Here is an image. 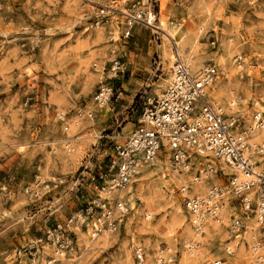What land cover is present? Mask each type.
<instances>
[{
    "label": "rangeland",
    "instance_id": "374dc122",
    "mask_svg": "<svg viewBox=\"0 0 264 264\" xmlns=\"http://www.w3.org/2000/svg\"><path fill=\"white\" fill-rule=\"evenodd\" d=\"M135 10L152 11L153 28L122 13ZM175 47L192 74L216 68L207 98L225 117L244 126L240 114L264 111V0H0V264H133L136 245L150 256L166 247L180 264L222 255L226 229L186 251L192 232L178 190L192 174L165 162L122 193L132 209L114 233L92 240L70 222L95 196L108 136L128 134L137 109L160 93ZM116 58L122 71L110 78ZM106 84L112 96L100 108ZM59 227L73 232L72 248L49 237ZM246 255L240 244L230 264Z\"/></svg>",
    "mask_w": 264,
    "mask_h": 264
},
{
    "label": "built area",
    "instance_id": "2783aa9c",
    "mask_svg": "<svg viewBox=\"0 0 264 264\" xmlns=\"http://www.w3.org/2000/svg\"><path fill=\"white\" fill-rule=\"evenodd\" d=\"M142 22L153 28L152 11L142 12ZM130 26L131 23H128ZM129 32L126 30L125 36ZM173 56L172 67L163 78L160 93L147 99L137 109L130 132L126 135L113 132L108 136L109 148L104 165L98 167L96 175L91 177L95 196L81 207L70 222L88 231L92 240L103 230L114 231L127 217L128 210L132 209L128 208L126 199L120 194L126 192L128 185L146 169L167 160L179 173L192 174V184L182 185L178 190L196 234L186 243V251L192 254L200 247L198 237L205 234L210 223L220 222L223 225L222 212L228 204L230 224L224 228L229 236L222 255L206 259L201 264H230L240 244L248 249L247 258L241 259L242 263L264 264V170L258 172L254 169L259 161L253 158V155L264 157V141L250 144V128L247 133L244 132L238 117H225L221 108L208 100L207 90L217 78L214 66L192 74L176 47ZM122 67L120 59H114L110 64L109 77L121 72ZM104 93H108L107 103L112 96L109 84L98 89L95 100H103ZM57 119L62 121L63 116L57 114ZM251 127L255 131L264 128V111L253 112ZM212 160L224 163L228 172ZM212 177L220 184L209 185L203 195L191 194L193 184ZM251 218L255 229L247 238V223ZM49 237L60 249L73 246L71 230L59 227ZM178 259L176 253L166 247H159L153 256L140 245L132 251L133 264H180Z\"/></svg>",
    "mask_w": 264,
    "mask_h": 264
},
{
    "label": "bare ground",
    "instance_id": "6f19581e",
    "mask_svg": "<svg viewBox=\"0 0 264 264\" xmlns=\"http://www.w3.org/2000/svg\"><path fill=\"white\" fill-rule=\"evenodd\" d=\"M203 7H204V5L205 4H207V1L208 0H197ZM142 11H140V10H135L134 11V14H130L129 12H127V11H123L122 13L125 15V17L126 18H129L130 20L131 19H134L135 21H142V13H141ZM151 17H152V15H151ZM165 26V25H164ZM161 28V30L163 31V33H164V36H166V38L171 42V40H173V38H174V34L173 33H171V32H169L168 30H167V28H163L162 26L160 27ZM155 29H156V27H155ZM173 32V31H172ZM175 39V38H174ZM172 44H173V42H172ZM178 52V51H177ZM171 58V57H170ZM173 60H174V56L172 55V58H171V61H172V64H173ZM186 65V64H185ZM187 66V65H186ZM172 67V66H171ZM190 70V69H189ZM191 71V70H190ZM104 96H105V98L102 100H98L99 102H98V106H100V108H102L101 106L102 105H106L107 103H105V100H106V98H107V96H108V93H104L103 94ZM99 98V97H98ZM229 110H233L231 107L230 108H228ZM241 115V117L243 118V120H244V122H245V124H244V128H243V131L244 132H246V130H248L249 131V128H250V130L252 131V132H250L251 134H249V136L251 137V140H249V143L250 144H256V143H261V141H264V128H262L261 130H258V131H255V128L253 129V127H251V125H252V119H251V114H250V116L249 115H245V114H240ZM247 133V132H246ZM261 139V140H260ZM252 153V152H251ZM254 157V159H257L258 161H259V164L256 166V167H254V169L256 170V171H261V170H264V157H261V156H257V155H253ZM202 161H203V163H205L206 162V160L204 159V158H202L201 159ZM213 161V160H212ZM165 163H166V165H167V168H169L171 171H173V172H175V173H177L178 175H181V176H183V173H179L178 171H176L175 169H173L172 167H171V165H170V163L167 161V160H165L164 161ZM215 164H216V166H218L220 169H222L224 172H228V169H227V166L224 164V163H222V162H216V161H213ZM173 176H175V175H173ZM162 177H163V175H162ZM173 178H175L177 181H179L180 180V177H178V176H175V177H173ZM134 181V180H133ZM214 181H219V180H217L216 178H214V177H212V178H210V179H206V180H202L199 184H194L193 185V189H194V193H196V194H201V193H203L204 191H206L208 188H209V185H211V183L212 182H214ZM133 183V182H132ZM131 183V184H132ZM131 184H129L128 185V187L127 188H129L130 187V185ZM120 197H122V198H124V199H126V203H127V205L128 206H130V204H129V200H128V198L125 196V195H123V194H120ZM180 214V213H179ZM179 216V215H178ZM230 214H229V210H228V204H226L225 206H224V208H223V212H222V224L223 225H221V224H219L220 222H212V223H210V225H209V227L205 230V234L203 235V236H205L207 233L208 234H210L211 235V233H215L216 232V230L217 231H219V230H221V229H224L225 230V226H228L229 224H230ZM176 217V216H175ZM147 218V217H146ZM180 220V219H179ZM177 221V220H176ZM183 221V220H182ZM179 223L181 222V221H178ZM249 223H247V225H248V229H247V231H246V237L248 238V236H250L251 237V235H252V233H253V230L252 229H255V226H254V224H253V219L251 218V219H249V221H248ZM182 223V222H181ZM183 224V223H182ZM188 224H189V226H190V229H191V232H192V237H191V239H189L188 241H190V240H192V239H194L195 238V233L193 232V229H192V226H191V224H190V222L188 221ZM187 224V225H188ZM175 225V224H174ZM178 224H176V226H177ZM180 226V225H179ZM77 229V231L78 230H81L79 227H77L76 228ZM103 232H109V233H114L113 232V230H103L102 231V233ZM225 232L227 233V231L225 230ZM187 236L189 235V233H190V230H189V228H187L186 227V229H185V232H184ZM101 235V234H100ZM203 236H201V237H198V240L200 241V238H202ZM83 237V234H81L80 233V236H79V238L81 239ZM79 239V240H80ZM237 241V240H236ZM235 242V241H234ZM184 243H187V241L186 242H184ZM203 246V244L201 243L200 244V247H202ZM244 246V245H243ZM199 247V248H200ZM245 247V246H244ZM198 248V249H199ZM246 248V254H248V249H247V247H245ZM63 254V253H62ZM200 255V254H199ZM188 258V257H187ZM213 258H215V257H213ZM246 258H247V255H246ZM181 260H182V256H181ZM182 262V261H181ZM247 263V262H246ZM182 264H190V263H184V262H182Z\"/></svg>",
    "mask_w": 264,
    "mask_h": 264
}]
</instances>
